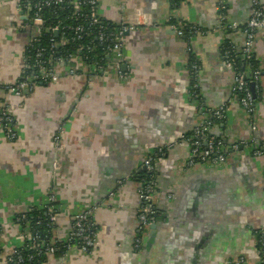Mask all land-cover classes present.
<instances>
[{
    "label": "crops",
    "instance_id": "obj_1",
    "mask_svg": "<svg viewBox=\"0 0 264 264\" xmlns=\"http://www.w3.org/2000/svg\"><path fill=\"white\" fill-rule=\"evenodd\" d=\"M21 2L0 0L2 87L21 78L22 53L36 36L32 26L23 27ZM98 6L106 22L133 27L124 38L126 79L72 64L76 74L60 65L58 83L22 97L0 88L19 132L10 141L0 128V264L24 244L15 216L44 210L51 195L60 206L55 240H67L75 216L93 209L99 245L92 253L73 248L46 264H228L240 256L254 263L252 236L264 230V31L253 49L263 76L254 88L252 120L223 58L227 47L241 53L245 37L242 29L222 23L225 13L227 25L244 26L252 1L99 0ZM174 25L199 33L182 38ZM195 62L202 69L201 103L190 96ZM224 104L227 120L216 122L212 133L226 149L248 146L223 164L189 167L191 149L180 141L209 119L205 108ZM159 150L165 153L156 164L163 216L139 251L135 235L145 174L138 171Z\"/></svg>",
    "mask_w": 264,
    "mask_h": 264
},
{
    "label": "built area",
    "instance_id": "obj_2",
    "mask_svg": "<svg viewBox=\"0 0 264 264\" xmlns=\"http://www.w3.org/2000/svg\"><path fill=\"white\" fill-rule=\"evenodd\" d=\"M66 0H22L19 11L24 12L28 20L24 24V28L32 26L36 31V36L31 39L22 53L20 69L22 71L21 78L14 83L3 84L2 90L16 97H22L27 93L33 92L39 85H48L59 82L57 68L60 65L71 67L70 73L76 74L75 66L83 65L91 72H97L104 77L116 74L118 78L124 80L128 77V73L123 71L125 66L124 38L132 30L133 27L127 24L108 29V24L100 17L99 0H75L73 6H63ZM252 1V15L244 26L238 24L227 25V16L223 13L222 23L228 29H242L245 37L244 49L238 53L235 48L227 47L224 49L223 58L227 68L235 72V88L234 91L239 98L240 105L245 109L253 120V114L256 111L258 102L252 86L258 88L261 82L262 72L258 67H254L253 49L256 42V36L259 32L264 31V2L263 0ZM60 7L68 9L71 7L78 8L81 12H76L72 16L75 22L74 26L64 27L61 23L52 28L44 25L41 12L46 7ZM225 9V8H224ZM31 10V13H29ZM34 12V15L32 14ZM93 27L98 28L95 35L97 44H79L73 53H63L64 48L80 43L84 36H90L89 30ZM178 35L182 38H191L199 33L197 28L187 26H172ZM66 29L72 30L73 35L66 36L59 44L53 38L43 41L42 36L45 33L59 34L60 31ZM37 45L40 47L37 48ZM98 46L104 48V55L92 56V52ZM62 48V49H60ZM245 58L244 65L240 66L239 57ZM73 66V68H72ZM191 86L190 96L193 100L201 103L200 80L201 65L195 62L190 68ZM206 109L209 119L198 127L189 135L183 136L180 143L187 144L191 149V160L189 167L197 164H223L232 153H240L248 146L247 143L232 144L230 149H226L224 140L218 139L213 133V125L216 122H225L227 120L228 108L226 104L217 110ZM0 128L10 141L18 139V121L12 115L9 107L0 100ZM61 129L56 135V145L61 147ZM179 143V144H180ZM250 146V144H249ZM163 150H159L149 156L143 162L146 169L142 182L144 187L140 189L141 205L138 211V219L135 235V248L143 251L146 247L147 237L151 236L152 229L159 218L157 209L158 187H157V171L156 164L164 155ZM256 156H262L260 149L255 151ZM46 217H37L31 219L28 214L36 210H30L21 213L14 218L15 224L21 230L23 238V246L14 250L6 256L7 264H23L26 260V254L30 259L41 256H54L56 253L63 254L62 259L73 248H78L86 253H92L99 245V234L96 221L94 219L93 209H88L83 213L75 216L70 234L65 241L48 240V236L38 229L43 225L48 227L57 226L60 216V206L56 203L55 196L49 197V204L44 207ZM56 229L53 230L55 233ZM253 245L257 255V260L251 263L245 256L237 257L228 264H264V230L254 231ZM27 243V244H26ZM26 244V245H25Z\"/></svg>",
    "mask_w": 264,
    "mask_h": 264
},
{
    "label": "trees",
    "instance_id": "obj_3",
    "mask_svg": "<svg viewBox=\"0 0 264 264\" xmlns=\"http://www.w3.org/2000/svg\"><path fill=\"white\" fill-rule=\"evenodd\" d=\"M36 1V0H35ZM75 2V0H66L65 4L63 6H73V3ZM76 12H81L78 8L75 7H71L68 9H63L60 7H46L43 9V11L41 12V17L44 20V25L47 28H52L58 25V23H61L64 27H71L75 25L74 20L72 19V16L74 15V13ZM34 15V12L32 13ZM106 22V21H105ZM108 24V29L112 30V28L117 27L116 25L110 24L108 22H106ZM98 32V28L97 27H93L89 30V34L90 36H84L82 40H80V43H75L72 46H67L64 48V51L62 48L63 53H73L76 51L77 46L79 44L82 45H87V44H97V38H96V34ZM69 35H73V31L66 29L64 31H60L59 34H49V33H45L42 36L43 41H48L51 38H53L55 41H57V43H61L63 38H65L66 36ZM40 47V45H37V48ZM104 48L101 46H98L96 48L95 51L92 52V56L94 55H98V56H103L104 55ZM252 64L254 65V67H258L260 70V64L259 62H257L256 58H253L252 60ZM45 210H36L32 213H29L28 216L31 219L37 218V217H42L45 218L46 214H45ZM54 229H57V226L54 227H48L46 225H43L42 227H40L38 230L41 231L43 234L48 236V240L50 241H54L55 240V233L53 232ZM27 244V243H26ZM25 244V245H26ZM63 254L61 252L56 253L54 256H41V257H35L33 259H30L27 254H26V260L23 264H46L48 261H50V257H52V259L54 260H60L62 259Z\"/></svg>",
    "mask_w": 264,
    "mask_h": 264
},
{
    "label": "water",
    "instance_id": "obj_4",
    "mask_svg": "<svg viewBox=\"0 0 264 264\" xmlns=\"http://www.w3.org/2000/svg\"><path fill=\"white\" fill-rule=\"evenodd\" d=\"M29 13H31V10H29ZM21 14L23 15L21 18H22L23 20L27 21V20H28V17L24 15V12H21ZM244 60H245V58H244L243 56L239 57L240 66H241L242 68L245 67V65H244ZM262 76H263V74H262ZM252 90H254V86H252ZM145 171H146V169H145L144 167H141V169L138 171V174H139V175H142L143 173H145ZM134 177H135V176H134ZM126 179H127V178H126ZM126 179H125V180H126ZM129 182H131V180H128V183H129ZM140 185H141V184H140ZM142 185H143V184H142ZM142 185L139 186L140 189H141ZM139 197H140V193H139ZM140 202H141V199H140ZM155 228H156V225H154V226L151 227V229L153 230V232H154ZM258 230H259V229H258ZM258 230H256V231H258ZM152 234H153V233H152ZM151 236H152V235H151Z\"/></svg>",
    "mask_w": 264,
    "mask_h": 264
},
{
    "label": "flooded vegetation",
    "instance_id": "obj_5",
    "mask_svg": "<svg viewBox=\"0 0 264 264\" xmlns=\"http://www.w3.org/2000/svg\"><path fill=\"white\" fill-rule=\"evenodd\" d=\"M253 91H254V93L256 94V92H255V89H254ZM142 167H143V165H142ZM143 175H144V173H143ZM142 178H143V176H142V177H141V179H140V184H141V185H142V184L144 185V183L142 182V180H143ZM141 185H140V186H141ZM143 185H142V187H141V188H143V187H144ZM157 209H158V213H159V215H160V216H163V215H162V211H161V210H159V208H158V207H157ZM163 214H164V213H163ZM160 216H159V218H160ZM159 218H158V220H157V222H156V224H155V225H157V223L159 222ZM147 238H148V237H147ZM146 243H147V241L145 242V244H146Z\"/></svg>",
    "mask_w": 264,
    "mask_h": 264
}]
</instances>
